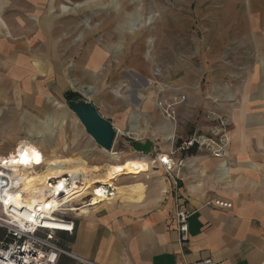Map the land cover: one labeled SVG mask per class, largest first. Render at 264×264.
<instances>
[{"label": "rangeland", "instance_id": "obj_1", "mask_svg": "<svg viewBox=\"0 0 264 264\" xmlns=\"http://www.w3.org/2000/svg\"><path fill=\"white\" fill-rule=\"evenodd\" d=\"M246 5L247 0H47L45 12L50 11L55 19H70L61 20L59 27L55 25L56 46L37 45L32 49L41 53L46 48L44 53L51 56L47 52L53 55L54 48L59 50V35L74 41L78 51L64 50L73 57L64 67L70 89L77 95L72 101L95 102L98 113L116 130L114 144L110 152L98 147L65 102L48 96L47 102L40 100L44 102L40 105L38 96H34L30 100L33 104L26 107L12 97L0 105V143L3 147L12 144L0 160H9L32 147L39 159L33 162V170L39 167L38 172L53 159L78 158L101 172L107 164L129 159L141 158L149 163L194 133L210 136L219 128V120L209 118L210 111L227 120V136L231 126L227 114L237 106L238 90L245 81L244 68L235 66V60L260 58L234 37L240 27L237 17ZM85 34H91L92 44L84 42ZM101 47L109 57L97 69L76 66L83 53L92 58L93 50ZM43 63L45 60L35 64ZM156 71L158 77H154ZM71 73L76 76L71 77ZM91 77L101 79L100 84L90 82ZM89 88L94 90L90 98L85 93ZM175 95H184L186 100L177 108L173 125L159 114L155 102ZM258 108L264 111V98ZM135 145L143 148L137 150ZM159 166L151 164L147 173L136 177L123 175L110 183L112 187H94H103L105 195L114 194L113 187L120 188L124 192L116 201L128 202L130 187L138 186L143 195L145 189L148 192V183L165 181ZM87 191L104 198L92 186ZM92 197L72 206L80 208L89 203L93 207ZM135 197L138 200L140 196ZM75 217L79 216L65 211V220L73 225ZM57 242L60 245L61 241Z\"/></svg>", "mask_w": 264, "mask_h": 264}, {"label": "crops", "instance_id": "obj_2", "mask_svg": "<svg viewBox=\"0 0 264 264\" xmlns=\"http://www.w3.org/2000/svg\"><path fill=\"white\" fill-rule=\"evenodd\" d=\"M46 3L0 0V105L16 97L28 107L34 96L40 105L48 96L67 103L64 95L75 93L64 68L73 58L64 50L74 49V41L59 35V50L53 47V55L47 52L51 56L44 53L46 48L41 53L32 49L56 46L55 25L70 19L58 17L56 23L50 11L45 12ZM237 18L240 27L234 37L260 58L235 60V66L244 68L245 81L237 106L227 114L231 126L226 159L196 153L181 169L184 208L190 212L188 242H179L170 183L159 166L165 181L148 183L140 200L134 195L128 202H100L75 217L72 235L58 234L68 255L61 254L57 264H194L205 259L214 264H264V111L258 108L264 98V0H247ZM90 35H84V42L93 43ZM108 57L101 47L93 50L92 58L83 53L76 66L94 70ZM38 60L45 63L36 65ZM89 81L99 85L101 79ZM11 147L0 143V155ZM149 163L159 165L156 159ZM216 201L231 206L219 208Z\"/></svg>", "mask_w": 264, "mask_h": 264}, {"label": "built area", "instance_id": "obj_3", "mask_svg": "<svg viewBox=\"0 0 264 264\" xmlns=\"http://www.w3.org/2000/svg\"><path fill=\"white\" fill-rule=\"evenodd\" d=\"M158 75L156 71L154 77ZM185 100L184 95H175L167 100L158 99L155 107L166 121L176 125L177 108ZM208 116L213 121L219 120V128L213 129L210 136L194 133L187 139L179 141L176 147L169 149L167 154L158 156L156 159L170 183V194L174 204V228L181 244L188 242V218L190 216V212L184 208L185 198L181 193L180 178L181 169L188 160L187 153L190 151L205 153L215 159L224 158L226 154L228 140L225 134V122L227 120L223 121L214 111L208 112ZM3 163L1 162L0 166ZM38 168L35 167V171ZM73 178V176L64 175L50 180L47 184V200L54 203L72 193L75 186ZM21 182L22 178L19 174H13L0 167V264H57L61 254L68 255V252L57 242L58 234H72L73 223L65 220V211L59 204L56 208L50 207L48 215H45L39 205L31 209L25 206L17 209L10 193L19 192ZM60 183H62L61 187H59ZM91 192L88 193L91 194ZM214 206L230 208L231 205L216 201ZM45 221L54 224L70 223V230L61 231L47 227ZM194 264L214 263L211 259H205Z\"/></svg>", "mask_w": 264, "mask_h": 264}, {"label": "bare ground", "instance_id": "obj_4", "mask_svg": "<svg viewBox=\"0 0 264 264\" xmlns=\"http://www.w3.org/2000/svg\"><path fill=\"white\" fill-rule=\"evenodd\" d=\"M94 92L93 88H89L85 91L89 95ZM113 155V153H110ZM39 155V154H38ZM118 156V155H117ZM37 153L32 147L23 149L21 152L16 154L13 158L4 161L2 169L11 171L13 174H19L22 178L21 188L19 192L10 193L13 203L17 209L25 206L29 209L39 205L44 210L45 215L51 208H56L58 204L63 211H69V213H76L77 216L85 215L88 213L89 205L82 204L80 208H74L72 205L81 203L87 196L92 195L93 204H98L103 201H111L117 198L120 194H123V190L120 188L113 187L114 194L105 195L103 187H94L96 184L101 186L111 185L112 181H116L123 175H139L147 172L150 167V163L140 159H129L123 163L107 164L105 169L101 172L98 167H90L85 161L78 158L69 159H53L44 164V168L41 171L33 170V162H39ZM167 159V158H164ZM43 161V160H42ZM64 175L73 176L74 189L73 192L54 203L49 202L46 197V191L48 190V182L50 180L57 179ZM62 186L60 183L59 187ZM93 188L96 192L99 191V195L104 198L98 197L93 193L89 194V187ZM112 187V185H111ZM98 189V190H97ZM142 190L138 186H132L129 188L130 198L134 195H139L141 199ZM137 200V199H136ZM66 205V206H64ZM47 227L55 228L61 231L70 230V223H51L48 221L44 222Z\"/></svg>", "mask_w": 264, "mask_h": 264}, {"label": "water", "instance_id": "obj_5", "mask_svg": "<svg viewBox=\"0 0 264 264\" xmlns=\"http://www.w3.org/2000/svg\"><path fill=\"white\" fill-rule=\"evenodd\" d=\"M66 105L94 143L105 152H110L116 137L111 122L103 118L91 103L68 101Z\"/></svg>", "mask_w": 264, "mask_h": 264}, {"label": "trees", "instance_id": "obj_6", "mask_svg": "<svg viewBox=\"0 0 264 264\" xmlns=\"http://www.w3.org/2000/svg\"><path fill=\"white\" fill-rule=\"evenodd\" d=\"M64 97H65L66 101L68 102V101H72V100L76 99L77 98V95H75L74 93H66L64 95ZM187 154H188V156H192L195 153H194V151H190ZM60 234L67 235L66 233H60Z\"/></svg>", "mask_w": 264, "mask_h": 264}]
</instances>
